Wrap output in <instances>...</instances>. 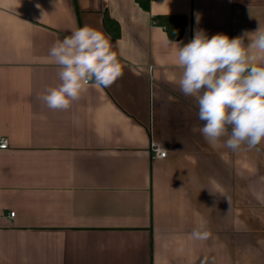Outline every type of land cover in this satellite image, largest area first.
Listing matches in <instances>:
<instances>
[{
  "label": "crops",
  "instance_id": "1",
  "mask_svg": "<svg viewBox=\"0 0 264 264\" xmlns=\"http://www.w3.org/2000/svg\"><path fill=\"white\" fill-rule=\"evenodd\" d=\"M162 14L186 15L180 39ZM83 26L122 53L123 75L49 109L39 97L61 83L49 49ZM259 27L264 0H0V264H264V140L204 139L172 43ZM201 224L212 236L193 240Z\"/></svg>",
  "mask_w": 264,
  "mask_h": 264
},
{
  "label": "clouds",
  "instance_id": "2",
  "mask_svg": "<svg viewBox=\"0 0 264 264\" xmlns=\"http://www.w3.org/2000/svg\"><path fill=\"white\" fill-rule=\"evenodd\" d=\"M172 43L177 45L176 66L182 69L176 83L182 94L194 98L198 118L204 122L199 129L204 139L215 147L227 137L224 145L232 151L245 145L259 151L264 140V28L235 38L222 33L209 37L200 30L183 46ZM48 54L59 67L61 83L46 89L39 98L52 110L67 111L89 85L107 88L123 75L122 53L113 50L103 32L89 26L57 40ZM157 144L152 141L151 146L162 158L167 150ZM211 236L203 224L191 232L197 241ZM207 260L205 257L201 264Z\"/></svg>",
  "mask_w": 264,
  "mask_h": 264
},
{
  "label": "trees",
  "instance_id": "3",
  "mask_svg": "<svg viewBox=\"0 0 264 264\" xmlns=\"http://www.w3.org/2000/svg\"><path fill=\"white\" fill-rule=\"evenodd\" d=\"M140 5L148 9L150 0H138ZM114 21L112 19L106 18V24L111 27V24ZM156 22L160 25L166 27L169 37L172 40H178L182 37L184 29L187 25V17L184 14H162L159 15L156 19ZM115 24L117 32L115 35L119 34V26Z\"/></svg>",
  "mask_w": 264,
  "mask_h": 264
},
{
  "label": "built area",
  "instance_id": "4",
  "mask_svg": "<svg viewBox=\"0 0 264 264\" xmlns=\"http://www.w3.org/2000/svg\"><path fill=\"white\" fill-rule=\"evenodd\" d=\"M152 141H156V140H151V142H150L149 150H150V154H151L152 158H161V157H158L157 154H156V152L153 150V148L151 146ZM157 142H158L157 146L162 145L159 141H157ZM8 145H9V142H8V139L7 138H1L0 139V148H7ZM166 155H164L163 157H165ZM14 215H15V211H11L10 212V216H14Z\"/></svg>",
  "mask_w": 264,
  "mask_h": 264
}]
</instances>
